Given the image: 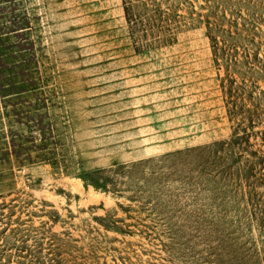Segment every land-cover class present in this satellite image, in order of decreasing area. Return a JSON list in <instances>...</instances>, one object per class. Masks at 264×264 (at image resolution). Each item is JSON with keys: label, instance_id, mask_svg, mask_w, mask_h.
I'll return each instance as SVG.
<instances>
[{"label": "rangeland", "instance_id": "1", "mask_svg": "<svg viewBox=\"0 0 264 264\" xmlns=\"http://www.w3.org/2000/svg\"><path fill=\"white\" fill-rule=\"evenodd\" d=\"M140 1L0 0V264H264V0Z\"/></svg>", "mask_w": 264, "mask_h": 264}, {"label": "trees", "instance_id": "2", "mask_svg": "<svg viewBox=\"0 0 264 264\" xmlns=\"http://www.w3.org/2000/svg\"><path fill=\"white\" fill-rule=\"evenodd\" d=\"M124 1L126 4V11L132 10V8L136 7L133 2L142 3L140 0H124ZM157 1L158 0H154V1L150 0L149 2V0H144V18L145 19H147V17H150L152 19L153 17L151 15L153 14L155 16L157 15V13H158V16L161 15L160 7H158ZM232 1L233 0H209V2L212 5V15H211L212 19L210 18L207 20V23H208L207 27H208V35L213 42L214 53H215L216 58H218L219 55L224 53L223 55L231 57L230 58L231 60L233 55L230 54V50L232 51L235 47H237L238 44H240L242 41H245L244 39H250L254 35V33L252 32V27L254 26L253 23L249 24L251 28H246L245 25H243L244 26L243 30L246 35L243 38L242 34H239L240 32L242 33V29L234 25V21L231 22V20L227 18V12L229 11L234 12L237 9V5H235V3H233ZM227 24L235 28L234 33L236 34V36L231 37L232 36L230 35L231 31L226 29ZM225 35H228L229 38H231V41L235 42L232 44L230 43V47L229 46L225 47L227 46L226 41H223V39L225 40ZM218 61H219V58H218ZM230 114H231V119L234 120L236 123L240 121L239 118H242L243 116L242 114H238V113H230ZM235 134H236V137L239 138L238 136L239 132ZM97 188H103V187L97 186ZM192 192H195V191H192Z\"/></svg>", "mask_w": 264, "mask_h": 264}]
</instances>
